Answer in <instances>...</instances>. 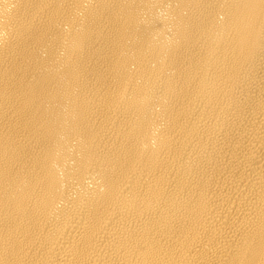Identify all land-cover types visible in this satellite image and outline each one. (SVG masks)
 <instances>
[{
  "label": "bare ground",
  "instance_id": "6f19581e",
  "mask_svg": "<svg viewBox=\"0 0 264 264\" xmlns=\"http://www.w3.org/2000/svg\"><path fill=\"white\" fill-rule=\"evenodd\" d=\"M0 264H264V0H0Z\"/></svg>",
  "mask_w": 264,
  "mask_h": 264
}]
</instances>
